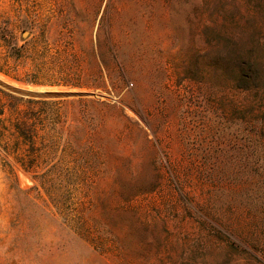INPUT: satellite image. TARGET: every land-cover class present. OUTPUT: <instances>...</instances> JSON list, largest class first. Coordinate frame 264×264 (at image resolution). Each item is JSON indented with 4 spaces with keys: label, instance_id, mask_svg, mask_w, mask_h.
Wrapping results in <instances>:
<instances>
[{
    "label": "rangeland",
    "instance_id": "rangeland-1",
    "mask_svg": "<svg viewBox=\"0 0 264 264\" xmlns=\"http://www.w3.org/2000/svg\"><path fill=\"white\" fill-rule=\"evenodd\" d=\"M4 93L0 264H264V0H0Z\"/></svg>",
    "mask_w": 264,
    "mask_h": 264
},
{
    "label": "trees",
    "instance_id": "trees-1",
    "mask_svg": "<svg viewBox=\"0 0 264 264\" xmlns=\"http://www.w3.org/2000/svg\"><path fill=\"white\" fill-rule=\"evenodd\" d=\"M4 94L11 99V102L0 104V149L6 157L12 156L22 171L35 172L34 153H38V148L34 146L37 131L35 126L39 120V106L47 102L24 100L11 94ZM53 104L58 103L53 102ZM5 122L8 125L5 126ZM8 167L11 171L9 165Z\"/></svg>",
    "mask_w": 264,
    "mask_h": 264
}]
</instances>
